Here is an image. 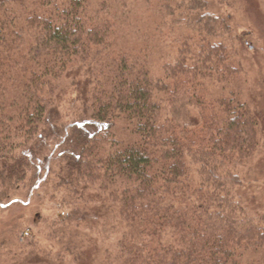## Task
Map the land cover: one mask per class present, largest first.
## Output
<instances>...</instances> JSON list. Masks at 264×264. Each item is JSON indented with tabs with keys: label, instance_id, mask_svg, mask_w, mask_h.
I'll return each mask as SVG.
<instances>
[{
	"label": "trees",
	"instance_id": "trees-1",
	"mask_svg": "<svg viewBox=\"0 0 264 264\" xmlns=\"http://www.w3.org/2000/svg\"><path fill=\"white\" fill-rule=\"evenodd\" d=\"M240 1L0 0V206L62 211L0 264H264Z\"/></svg>",
	"mask_w": 264,
	"mask_h": 264
},
{
	"label": "rangeland",
	"instance_id": "rangeland-1",
	"mask_svg": "<svg viewBox=\"0 0 264 264\" xmlns=\"http://www.w3.org/2000/svg\"><path fill=\"white\" fill-rule=\"evenodd\" d=\"M226 15L243 44L246 97L251 95L264 105V0H241L237 9L227 10ZM248 181L244 191L254 196L255 205L264 208V147L253 162ZM9 200V205L0 206V246L4 242L7 245L12 234L15 238L13 231L19 229L30 231L41 240L40 245L49 247L45 239L50 233L49 223L56 221L62 212L59 206L41 193L34 195L22 186L11 193Z\"/></svg>",
	"mask_w": 264,
	"mask_h": 264
}]
</instances>
